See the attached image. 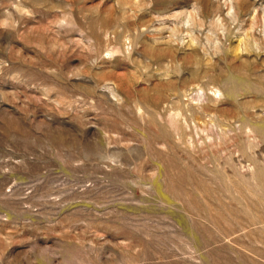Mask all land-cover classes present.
Listing matches in <instances>:
<instances>
[{
	"label": "rangeland",
	"instance_id": "rangeland-1",
	"mask_svg": "<svg viewBox=\"0 0 264 264\" xmlns=\"http://www.w3.org/2000/svg\"><path fill=\"white\" fill-rule=\"evenodd\" d=\"M0 264H264V0H0Z\"/></svg>",
	"mask_w": 264,
	"mask_h": 264
}]
</instances>
